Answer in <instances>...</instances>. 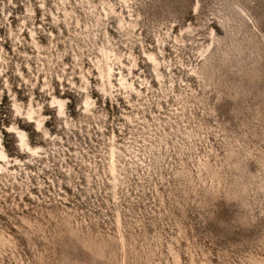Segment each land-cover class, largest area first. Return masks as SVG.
I'll list each match as a JSON object with an SVG mask.
<instances>
[{
	"label": "rangeland",
	"instance_id": "obj_1",
	"mask_svg": "<svg viewBox=\"0 0 264 264\" xmlns=\"http://www.w3.org/2000/svg\"><path fill=\"white\" fill-rule=\"evenodd\" d=\"M202 4L0 0V264H264V0Z\"/></svg>",
	"mask_w": 264,
	"mask_h": 264
},
{
	"label": "snow or ice",
	"instance_id": "obj_2",
	"mask_svg": "<svg viewBox=\"0 0 264 264\" xmlns=\"http://www.w3.org/2000/svg\"><path fill=\"white\" fill-rule=\"evenodd\" d=\"M8 5L9 6H14L13 5V0H8ZM202 6H203L202 0H188L189 12L192 13V14L193 13L198 14L199 10L202 8ZM38 7L40 9H44L45 5L43 3H40L38 5ZM29 14H31V13H29ZM41 19H43V17H41ZM180 27L183 28L184 25H180ZM189 31H191V29H189ZM30 34L32 36L36 35L35 32H30ZM182 34L183 33H181V35ZM6 47H7V44H5V48ZM5 48L0 49V52H3L5 50ZM147 59L149 61H151V63L153 65H157L156 57L150 55V56L147 57ZM129 60L131 61V67L129 68L128 75L131 76L132 75V67H135V63L136 62H135V60L132 59L131 56L129 57ZM120 67H123V65H120ZM89 75H91V73H89ZM108 75L111 78L112 69L110 67L108 68ZM17 76L22 81L23 85H28V79L25 78V76H21L19 72L17 73ZM64 79L70 80V78L67 77V76L64 77ZM80 79H81V81L84 82V84L80 88V92L83 93V92L86 91L87 81L85 80V77H84L83 74H81ZM101 79H103V76H101ZM157 80H159V76H157ZM120 84H121V87L125 89V96H126L127 91L129 89H132V86L126 84V82H125V80L123 78H121ZM33 87H35L38 92H44L45 87H47L46 78L44 79V85L43 86H39V85L34 83ZM141 87H143V84L141 85ZM4 88H7V81L4 82ZM132 90L134 91V89H132ZM3 95L5 96V98H7V96H9L10 93L5 92V93H3ZM108 95L109 94L107 92H104V96L105 97H107ZM136 95L139 96L140 93H136ZM113 96H116V94L113 93ZM25 103H27V101H25ZM52 104L55 106L54 109H53L52 116L53 117L59 116V117L63 118L61 120V127L64 128V129L65 128H69V127H73L74 125H69L68 123H66L67 117L65 116V101L63 99H57L56 96H53L52 97ZM90 106H94V105L88 99H84L83 110H84L85 113L88 112ZM12 107L15 109L17 116H21V114H22L21 107L19 105H17V104H13ZM35 114H36L35 110L33 109V107L31 105H29L28 111H27V115H26V120L28 121L27 127L20 126L19 129H17V128H14V127L5 126L6 127V135H13L15 140L18 141V144H17L18 151L19 152L27 151L28 153L31 154L32 157L37 156L39 153H41L42 150H41L40 147H34L33 148V147H29L28 146L29 140H30V136L27 135V133H28L27 129L31 128L33 130V133L35 135H37V134H39L41 132L42 123H43V128H44V122L49 120V119H51V117H49L47 115H43V116L40 117V119H37V120L34 121L33 117H34ZM129 123H131V122L129 121ZM49 138H51L52 140L56 139V137H54V136L50 137V133L48 132V130L45 129L43 131V139L46 141ZM11 154L12 153L10 151H8L7 144H4L3 147H0V161L8 160V158L11 156ZM21 160H23V157H20L19 159H16L15 163L17 165H19L21 163ZM0 171H2V169H0ZM33 199H36V197H33ZM209 226L212 228V231L215 233L216 229L211 224H209Z\"/></svg>",
	"mask_w": 264,
	"mask_h": 264
},
{
	"label": "bare ground",
	"instance_id": "obj_3",
	"mask_svg": "<svg viewBox=\"0 0 264 264\" xmlns=\"http://www.w3.org/2000/svg\"><path fill=\"white\" fill-rule=\"evenodd\" d=\"M111 10H112V8H110ZM113 11V10H112ZM105 13H106V11H105ZM150 56V55H149Z\"/></svg>",
	"mask_w": 264,
	"mask_h": 264
}]
</instances>
